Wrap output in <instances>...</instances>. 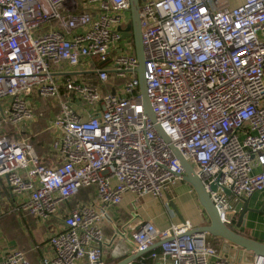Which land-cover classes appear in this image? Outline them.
I'll list each match as a JSON object with an SVG mask.
<instances>
[{
    "label": "built area",
    "instance_id": "built-area-1",
    "mask_svg": "<svg viewBox=\"0 0 264 264\" xmlns=\"http://www.w3.org/2000/svg\"><path fill=\"white\" fill-rule=\"evenodd\" d=\"M139 1L154 121L132 37H123L129 0H0V180L21 214L62 213L36 264H105L107 209L126 193L168 205L184 174L173 148L227 226L243 199L264 189V0ZM125 38L131 50L119 45ZM80 66L88 73L66 75ZM48 98L52 107L36 108ZM43 132L38 151L32 139ZM81 188H92V199L66 208ZM135 226L134 252L147 256L124 264H231L209 234H187L188 219ZM0 264L33 263L14 249Z\"/></svg>",
    "mask_w": 264,
    "mask_h": 264
},
{
    "label": "crops",
    "instance_id": "crops-1",
    "mask_svg": "<svg viewBox=\"0 0 264 264\" xmlns=\"http://www.w3.org/2000/svg\"><path fill=\"white\" fill-rule=\"evenodd\" d=\"M240 1L234 0L232 4H237ZM87 73L86 67L80 66L75 71L68 69L66 75ZM259 170V167H255L253 171L258 172ZM180 182L166 195V199L167 196H170V199L175 203L179 214H176L168 205H165L164 201L153 199L150 195L141 197L133 204L134 195L130 193H126L123 196L118 207L107 209L108 216L105 219V223H103L105 240L102 245V258L105 264H116L125 257L135 253L134 245L126 242L119 236L115 237L110 245L106 244L115 232L113 225L120 228L125 222L129 221L132 218L131 213L134 210V206L136 208L135 212L140 215V218H135L127 227V230L130 232L132 227L137 225L142 219L152 220L159 227H167L171 223L179 222V216L190 220L193 226L206 224L204 222L206 215L199 205L194 191L185 181ZM180 190H183V193ZM93 191L91 189L89 193L87 192L85 194L82 191L77 199H75V202L78 200L87 201L92 199V196H94ZM263 199L264 189L255 191L250 197L243 199L240 206L243 207L246 200L249 211L245 214L244 225L238 231L247 237L264 243ZM17 203L18 200L8 193L7 186L0 180V260L6 253L14 249H20L26 254L31 263L36 264L42 255L50 252L48 238L53 232L62 228V213L59 212L50 219L41 221L35 217L23 215L14 209ZM71 206V202L67 203V205L65 204L66 208ZM239 212L234 217L232 227H235ZM130 232H127L129 239ZM207 241L223 255L227 256L231 264L252 263L254 256L251 252L239 246L233 245L219 237H210V235L207 236ZM144 256H147V254L145 253ZM145 262L148 264L150 260L147 258Z\"/></svg>",
    "mask_w": 264,
    "mask_h": 264
},
{
    "label": "water",
    "instance_id": "water-1",
    "mask_svg": "<svg viewBox=\"0 0 264 264\" xmlns=\"http://www.w3.org/2000/svg\"><path fill=\"white\" fill-rule=\"evenodd\" d=\"M129 4H130V6H129L128 11L130 13V19L126 25L123 37H127V36L132 37L134 52H135V56H136L137 61H138V67H137L136 72H137V78L139 81V89L142 93V99H143V102L146 106L147 114L149 115L150 119L152 121H154V115H153L152 109H151L150 104H149L148 96L146 94V82H145V78H144L145 59H144V55H143L141 36H140V16H139L140 1L139 0H129ZM157 130L162 135L165 136V134L163 133V131L161 130V128L158 125H157ZM165 138H166V136H165ZM173 149H174L175 155L179 158V160L182 164L183 170H184V174L182 176V179H183V181L188 183L190 185V187L192 188V190L194 191L195 197H196L199 205L203 209V211H204V213L208 219V223H206L204 225L194 226L192 229H190L187 232V234L207 233L212 237L222 238L225 241H227L233 245L239 246L242 249H244L248 252H251V254L254 257H259V256L264 257V243L260 242L256 239L247 237L238 231V229L244 225L245 214L247 211H249L246 200H245L243 207L241 208V210L239 212L235 227H230V226H227L226 224H224L220 220L216 209L214 208L208 194L206 193V191L202 185L201 180L195 174L192 164L190 162H188L187 160H185L180 155V153L178 152L177 149H175V148H173ZM211 188L215 189L216 184L213 183L211 185ZM225 192L228 194L229 190L225 189ZM167 199H168V206L176 214H179L177 206L170 199V196H167ZM135 210H136V208L134 206V210L131 213L132 218L129 221L125 222L120 228H118L116 225H113L115 232L111 236V238L109 239V242L106 243L107 245H110L113 242V240L115 239V237H117V236L121 237L126 242L130 243L131 245H134L133 242L127 237V227L132 223V221H134L135 218H140V215L138 213H136ZM179 217H180V221L184 220L183 217H181V216H179ZM138 228L139 227L136 225L135 229H138ZM103 244H104V242H102L101 245H103ZM146 251H148V249L145 251L136 252L134 254H131L116 264H124L128 261L134 260V259L140 257Z\"/></svg>",
    "mask_w": 264,
    "mask_h": 264
},
{
    "label": "rangeland",
    "instance_id": "rangeland-1",
    "mask_svg": "<svg viewBox=\"0 0 264 264\" xmlns=\"http://www.w3.org/2000/svg\"><path fill=\"white\" fill-rule=\"evenodd\" d=\"M130 40H131L130 38L122 39L121 41H119V45L122 46L123 49H125V50H131V48H132V42H130ZM52 103H55V100H53L51 98H48V99H38V103L36 104V108H38V109L40 108L41 109V108H45V107H49V106L52 107L51 106ZM35 129H36V126L33 128V130H35ZM178 183H181V182H178ZM184 188H185V186H184ZM180 192L183 193V190H180ZM153 199H155V198H153ZM111 208H113V207H111ZM204 222L208 223V219L206 218V216H205ZM104 223H105V221H104ZM127 232L129 233L130 231L127 230Z\"/></svg>",
    "mask_w": 264,
    "mask_h": 264
},
{
    "label": "trees",
    "instance_id": "trees-1",
    "mask_svg": "<svg viewBox=\"0 0 264 264\" xmlns=\"http://www.w3.org/2000/svg\"><path fill=\"white\" fill-rule=\"evenodd\" d=\"M47 139H48L47 132H43L39 136H37L36 138L32 139V142L34 143L36 149L39 151V150H41V148L39 147L40 142L47 140ZM91 189L92 188H81L80 191L72 198V200H71L72 205L74 204L75 199H77L78 195L82 193V191H84L83 193L85 194L87 192L89 193L91 191ZM92 191H93V189H92ZM91 194H92V192H91Z\"/></svg>",
    "mask_w": 264,
    "mask_h": 264
}]
</instances>
